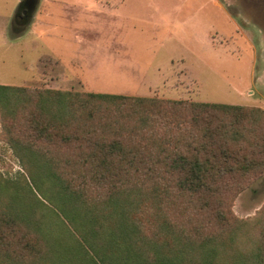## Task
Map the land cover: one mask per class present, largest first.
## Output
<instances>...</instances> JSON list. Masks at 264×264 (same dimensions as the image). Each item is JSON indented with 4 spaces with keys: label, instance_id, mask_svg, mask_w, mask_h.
<instances>
[{
    "label": "trees",
    "instance_id": "obj_1",
    "mask_svg": "<svg viewBox=\"0 0 264 264\" xmlns=\"http://www.w3.org/2000/svg\"><path fill=\"white\" fill-rule=\"evenodd\" d=\"M0 113L73 226L25 214L0 177V264H264V209L230 205L264 177L263 108L0 84Z\"/></svg>",
    "mask_w": 264,
    "mask_h": 264
},
{
    "label": "rangeland",
    "instance_id": "obj_2",
    "mask_svg": "<svg viewBox=\"0 0 264 264\" xmlns=\"http://www.w3.org/2000/svg\"><path fill=\"white\" fill-rule=\"evenodd\" d=\"M22 1L0 0V81L51 89L47 81L61 85L68 75L69 85L99 81L94 87L105 88L68 90L264 109V0H71V16L54 21L51 2L41 0L36 18L16 39L25 29L15 19ZM48 54L60 55L65 73L51 69L57 59ZM4 129L0 113L4 196L30 217L45 215L54 231L62 221L73 228L59 185L40 166L22 164ZM230 205L239 219L255 221L264 209V177Z\"/></svg>",
    "mask_w": 264,
    "mask_h": 264
},
{
    "label": "crops",
    "instance_id": "obj_3",
    "mask_svg": "<svg viewBox=\"0 0 264 264\" xmlns=\"http://www.w3.org/2000/svg\"><path fill=\"white\" fill-rule=\"evenodd\" d=\"M43 1V0H42ZM51 3L50 4H48V7H50V13H49V16H51V19H53V21L54 20H57L58 19V17H70L71 16V14H69V10H71L72 9V7H73V2L71 1V0H69V1H71V2H69L68 0H64V3L63 4H60V5H58V4H56L57 2H59V0H49ZM53 3V4H52ZM41 0H39V3H38V5H37V8H36V10H35V12L33 13V15L31 16V18L25 23V24H23L24 25V27L23 28H25L24 29V31L21 33V34H19V35H17V37H16V39H21V37H22V35L25 33V31H26V29L29 27V22L32 20V19H35L36 18V16H37V9L39 10V8L41 7ZM47 56H51V57H49L50 58V60L52 61L53 59L55 60V59H57V61H55V66H54V68H51L52 70H60V71H63L64 73H65V67H62V66H60L61 64H60V62H61V57H60V55H58V54H56V56H58V57H53L52 56V54H48ZM35 64V63H34ZM38 66V65H37ZM42 67H44V65L42 64ZM40 68H41V63H40ZM43 73H45V74H47V72H45V70H43ZM64 73H63V75H64ZM99 73V72H98ZM99 76L100 75H98L97 76V78L96 79H98L99 78ZM65 77H66V79L64 80L65 81V83H62L61 85H54L53 83H50V82H46L45 83V87L46 88H51V89H66L67 91H68V89H78V90H105V88L104 89H102V88H99V87H94L95 86V84H97L98 85V82L99 81H94V84H90L89 86H91V85H93V87H89V86H87V87H84L82 84H81V82L80 83H78L79 84V86L77 87V86H72V85H69V84H71L72 82L71 81H69L68 79H69V77H68V75H65ZM0 83H2V84H9V83H11L12 84V82L11 81H8V80H4V81H0ZM63 84H65V85H63ZM88 85V84H87Z\"/></svg>",
    "mask_w": 264,
    "mask_h": 264
},
{
    "label": "water",
    "instance_id": "obj_4",
    "mask_svg": "<svg viewBox=\"0 0 264 264\" xmlns=\"http://www.w3.org/2000/svg\"><path fill=\"white\" fill-rule=\"evenodd\" d=\"M38 3L39 0H23L18 7L16 17L20 15L23 9H25L24 13H30L31 15H33V13L37 8Z\"/></svg>",
    "mask_w": 264,
    "mask_h": 264
},
{
    "label": "flooded vegetation",
    "instance_id": "obj_5",
    "mask_svg": "<svg viewBox=\"0 0 264 264\" xmlns=\"http://www.w3.org/2000/svg\"><path fill=\"white\" fill-rule=\"evenodd\" d=\"M24 11H25V9L22 10V12L20 13V15H18V17H16V15H15L16 23L18 25L25 24L30 19V17L32 16L30 13H24Z\"/></svg>",
    "mask_w": 264,
    "mask_h": 264
}]
</instances>
